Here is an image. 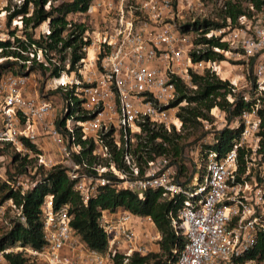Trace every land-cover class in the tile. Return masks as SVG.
<instances>
[{
    "label": "built area",
    "instance_id": "2783aa9c",
    "mask_svg": "<svg viewBox=\"0 0 264 264\" xmlns=\"http://www.w3.org/2000/svg\"><path fill=\"white\" fill-rule=\"evenodd\" d=\"M207 1L91 0L82 16L94 14V21L86 18L82 39L88 45L76 71L46 76L41 88L45 94L35 89V70L0 75V150L6 148L19 159L32 160L43 170L59 166L73 181L82 202L103 187L136 193L159 190L168 198H180L181 205L170 226L184 242L173 264H240L239 259L255 246L257 235H264V163L256 153V97L264 91V22L253 15L241 16L234 26L227 20L223 27L194 31L192 25L196 22L220 23L216 16L204 13ZM224 1L216 0L217 7ZM6 3L0 0V15H5L2 9ZM41 25L45 28L40 34L47 35L46 24ZM6 36L0 41L9 39L8 33ZM198 37L227 45V51L213 48L214 52L241 60L255 58L251 66L253 85L247 79L240 84L231 79L227 82L243 102H256L229 123L217 108L209 112L210 122L199 120L211 136L210 141L188 149L194 171L179 176L168 157L146 159L137 142L144 138V127L180 133L176 113L183 103L170 106L177 96L173 80L187 89H193L191 74L206 71L225 80L220 77L221 61L192 60L191 54L197 55L204 46L194 43ZM25 55L26 67L32 60L46 66L41 50H30ZM64 65L67 69L66 61ZM66 92L79 101V111H67L66 104L72 106L68 99L66 104L62 101L56 114L51 98L57 94L62 100ZM226 99L231 102L230 97ZM79 115L86 118L78 120ZM57 120L62 122L60 128ZM214 120L221 122L220 129L211 128ZM238 125L240 132L223 156L206 150L205 146L214 143L215 133ZM75 129L79 140L90 144L89 161L82 158ZM41 146H49L50 151ZM238 150L244 151L241 174L237 171ZM116 152L121 166L114 162ZM2 161L0 156V181L19 195L31 190L39 180L28 167L7 178ZM41 210L42 248L32 251L16 245L4 247L0 250V264H6L5 255L17 252L39 264H113L116 255L121 264H127L134 254L143 256L154 251L160 240L147 216L124 210L103 212L97 223L106 237V247L96 252L84 247L72 234L66 207L53 209L50 198H46ZM15 222H24L21 206L11 199L0 202V233L10 230Z\"/></svg>",
    "mask_w": 264,
    "mask_h": 264
},
{
    "label": "trees",
    "instance_id": "16d2710c",
    "mask_svg": "<svg viewBox=\"0 0 264 264\" xmlns=\"http://www.w3.org/2000/svg\"><path fill=\"white\" fill-rule=\"evenodd\" d=\"M7 0L6 6L2 9L5 12V24L9 26L12 19L18 18L20 28H14L8 32L9 39L0 41V75L10 73L19 75L24 72L37 71L41 76L57 77L60 72L76 71L78 62L84 58V47L88 42L83 41L82 34L86 29L84 23L69 19V16L82 15L85 13L91 0H68L56 2V0ZM13 3V4H12ZM264 7V0H226L216 10V18L220 21L214 22L203 20L192 25L197 31L202 29L219 28L226 25L228 20L230 26L237 24V18L251 17ZM42 23L46 24L47 35L33 36V30ZM17 32L19 34H17ZM195 44L204 45L197 55H192V60L222 61L223 56L214 52L227 51V45L216 39H205L198 37ZM41 50L46 66L35 63L33 60L29 66H25L28 60L26 53L32 50ZM67 62L65 69L64 62ZM245 66L247 68L246 79L252 85L254 78L251 74L253 59L250 58ZM190 81L193 89L185 88L179 81L173 80L177 93L176 99L170 106L179 107L176 117L181 124L180 133L185 130H196L199 128V120L211 121L209 112L217 108L225 114L227 123L237 119L241 112L249 109V106L257 100L256 115L259 119L258 126V149L257 155L260 162L264 163V91H261L256 100L245 103L238 93H232L231 87L225 80H220L212 73L206 71L201 74H191ZM226 97L231 98L228 102ZM71 107H68V103ZM62 101L67 106L69 113L79 111V101L66 92ZM84 115L77 116L78 120H84ZM62 125L61 120L56 121L57 128ZM145 131L142 142H137V147L146 159L153 156H166L171 164L176 165L177 174L181 176L186 171L182 164V147L180 133L170 132L161 129L143 128ZM76 141L81 144L82 158L89 161L90 144L79 140L77 129ZM240 132V126L233 129L224 128L213 136L214 143L205 146L206 150L214 152L218 157L227 152L233 140ZM158 139V142L155 140ZM29 150L35 151L33 147L25 144ZM6 149V148H5ZM4 149V150H5ZM1 151V150H0ZM243 150L237 151L238 173L243 168ZM77 160V159H76ZM114 162L121 166L119 152L114 155ZM12 163H15L16 173H23L31 162L25 158L19 159L15 154L12 156ZM34 175L39 176L35 186L19 195L7 184L0 181V202L11 199L15 205L21 206V214L24 222H15L10 230L0 233V250L7 246H18L32 251H39L43 245L42 239V210L41 206L46 198H50L51 207L58 209L66 207L69 216V228L72 234L89 250L103 252L106 247V237L98 226V218L101 213H111L117 210H124L135 216H147L151 219L154 229L160 235L157 248L146 255H132L127 264H173L177 252L182 248L183 237L175 234L170 226V221L175 220L177 210L181 205L178 197L168 198L159 190H147L136 193L126 190H114L110 187H103L98 192L82 202L81 196L73 188V181L69 180L65 171L59 166L49 170L40 167L32 168ZM7 178L11 176L6 174ZM6 264H39L23 252L10 253L5 255ZM240 264L250 262L251 264H264V235L258 234L255 246L239 259ZM113 264H121L120 256L113 258Z\"/></svg>",
    "mask_w": 264,
    "mask_h": 264
},
{
    "label": "rangeland",
    "instance_id": "374dc122",
    "mask_svg": "<svg viewBox=\"0 0 264 264\" xmlns=\"http://www.w3.org/2000/svg\"><path fill=\"white\" fill-rule=\"evenodd\" d=\"M62 1L66 2L68 0H56L55 3L62 2ZM217 8L218 7L216 4V0H208L206 3H204L203 11L205 14H209L211 18H214L216 16ZM253 16L254 18L256 19L258 18L259 20L264 22V7L261 8V10L258 12L253 11ZM69 19L77 21V22H81V20H83L84 24H87L86 18L83 17L82 15H73V16L70 15ZM14 28H16L17 30L20 28L19 21L17 20V18H15L12 22H10L9 26H6L5 15L2 13V15H0V37L6 38L7 33L10 30H13ZM44 28H45V25H41L38 28H36L33 31L34 37L36 38ZM17 34L19 33L17 32ZM222 56H223V60L221 61L219 65L220 66V77L224 78L225 81H227V79L228 80L231 79L233 81H236V83H239V84L242 83V81L246 79L247 68L245 66L247 65L249 61L236 59L232 55L222 54ZM261 57L264 58V54ZM254 60L255 58L253 59V62ZM0 62H2L1 59H0ZM46 76L47 74H45L44 76H41L39 72L37 71L34 72L33 74L32 80L34 81L35 89L39 94H45V92L41 88L43 84H45V82L47 81ZM47 96H50V95L47 93ZM51 100H52V105L56 111V114H58L63 105L62 100L60 96L57 94L53 95ZM214 121H215V125L214 127H211V128L220 129L221 122L217 120H214ZM180 136H181V140L179 141V144L182 147V156H181L182 160L181 161L186 169L185 175L188 176L191 172L194 171V165L192 163V160L187 155L188 149L192 147L193 145L199 144V142H202V141L205 144H207L206 142L210 141L211 136L210 135L208 136V132L204 131V129L201 126H199V128L194 131L193 130L182 131L180 133ZM41 147L44 150L50 151L49 146H41ZM0 156H2L3 158L2 166L4 168V171L6 172V174L13 176V174L16 173V170H15L16 165L15 163H12L13 154L9 150H1ZM30 162L31 163L28 164L27 167L29 171L32 172V168L35 165L32 160H30Z\"/></svg>",
    "mask_w": 264,
    "mask_h": 264
},
{
    "label": "crops",
    "instance_id": "0c3cea01",
    "mask_svg": "<svg viewBox=\"0 0 264 264\" xmlns=\"http://www.w3.org/2000/svg\"><path fill=\"white\" fill-rule=\"evenodd\" d=\"M85 18H87V19L91 18L94 21V14H93V16H89V17H85Z\"/></svg>",
    "mask_w": 264,
    "mask_h": 264
}]
</instances>
